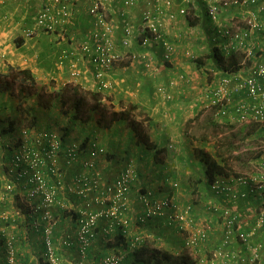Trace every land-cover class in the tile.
<instances>
[{
  "label": "crops",
  "instance_id": "crops-1",
  "mask_svg": "<svg viewBox=\"0 0 264 264\" xmlns=\"http://www.w3.org/2000/svg\"><path fill=\"white\" fill-rule=\"evenodd\" d=\"M93 1L0 0L1 73H9L12 66L25 69L37 81L36 85L41 87L44 84L49 88L52 87V90L63 87L70 80V65L75 64L82 73L76 82L82 87L95 92L100 91L104 96L110 97L109 101L116 103L115 110L120 108L119 104L124 107L129 103L140 105L138 110L141 115H144L138 116V121L146 116L149 117L143 120V127L139 131L148 134L145 139L153 146L137 142L134 125L129 122L132 119H116L111 127L103 132L107 146L101 142L105 145L106 152L100 156L97 164L102 172L85 166L82 155L73 159L69 164L64 162L66 160L61 159L62 157L59 158L57 165L59 173H52L49 176L51 182L57 184L58 190L57 198L51 207V222L48 231L58 264H77L83 260L85 264H95L99 259L90 257L89 250L112 243L115 233L107 228L109 220L101 218L97 226V237L88 246L86 254L82 256L77 240L78 227L73 213L77 214L81 208L94 210V208L104 207L111 199L105 186L112 183L121 168L132 162L142 174L134 182L128 196L130 230L127 237L140 233L145 234L148 231L146 235L151 236L150 239L157 242L158 249L174 253L186 251L187 253L183 233L177 229L176 222L170 219V216L172 211L178 212L187 206H193L191 211L194 221L193 228H200L203 221H206L209 238L202 244L203 250L213 252L220 247L224 236L222 222L219 224L217 222L219 219L223 221L221 208L227 206L234 211H243L239 212L242 217L240 228L250 232L255 227L250 236L253 243L264 242V221L260 227L256 224L259 214L264 213L260 191L252 192L247 184L235 181L233 174L226 176L232 184V190L215 192L207 180L204 165L197 159L194 152L197 146L205 147L200 137H191L189 126L194 122L192 118L198 114L195 111L191 113L192 108L195 109L194 106L197 105L195 102L197 100L194 101L191 94H196L194 89L197 88L196 83L201 82V78H196L198 77L197 72L203 70L199 65L197 66L196 59L201 53H211L213 46L220 49L218 24L207 14L206 3L203 0H194L190 7L194 10L196 17L191 19L188 15L184 16L179 13L172 20L168 18L167 13L177 12L180 0H174L171 8L166 6L165 0H133L132 2L108 0L104 7L106 18L114 27L110 38L116 43V52L121 58L114 63L112 68L105 69L104 79L113 84V88L105 90L100 87L99 79L94 76L91 57L83 54L81 47L84 40H91L92 32L96 28L95 18L90 13ZM43 9L49 10L55 19L64 20L62 31L50 33L36 26V18ZM145 9L151 10L154 15L165 13L159 18L160 33L156 36L146 28L143 20ZM29 27H35L33 33H29V30H32ZM19 38L24 41L18 46L16 40ZM167 47L170 48L171 54L166 60L164 54ZM13 48L15 50H12ZM62 57H64L63 62H61ZM210 62L211 60L206 64ZM181 74H184L183 78H180ZM50 82L55 86H51ZM202 88L204 89L200 88V98H203V92L208 87ZM59 99H61L60 96L55 99L52 107L47 109L37 106L38 95L31 96L28 100L30 104L35 105L36 122L31 127L32 131L25 122L20 125L26 126L31 131L34 141L31 142L32 145H30V140L27 144L33 146L38 152L45 147L44 131L59 125H66L69 122V117L66 119L60 111L54 108L55 105L58 106V103L59 106L61 105ZM16 101L17 98H12L6 92H0V116L20 117L21 114L14 110ZM94 123L96 122H88L85 125L90 124L87 126L89 130L97 134L101 128L99 129ZM41 133L43 136H39ZM203 136L210 137L209 135ZM212 143L213 146L207 143L208 149L207 147L205 149L216 157L215 151L219 144L216 140ZM147 166L151 172L146 171ZM192 166L196 168L193 169ZM200 166L203 170L197 168ZM6 167L8 169L3 167L0 169V217L12 205L6 190L8 182L13 184L15 192H19L26 206L36 205L34 199L29 197V188L32 185L28 182L27 175L20 178L15 173H9V167ZM152 170L154 173L151 178L149 175ZM47 171L49 170L46 169ZM81 174L89 176L92 182H98V188H85L83 183L76 181V177ZM239 174L242 173L237 175ZM151 180L156 183L154 189L147 187V183ZM141 187L146 190L152 189L154 196L158 198L170 196L173 207L164 215L156 216L148 223L141 222L139 219L143 212L139 193ZM192 192H195L193 195L198 199L197 205L190 203L189 196ZM243 193L246 194L242 195ZM204 200L207 203L202 204L206 206L202 209L200 203ZM213 206H218L219 210L213 212ZM208 209L212 210V215ZM40 211L34 208L37 219L33 224L36 230L40 229L39 233L32 231L27 234L24 226L20 227L13 219L7 225L8 222L0 218L1 236L4 238H0V241L4 240L1 243L5 245L4 264L8 263L10 247L13 249L17 264H20V261H28L31 264H42L48 261L46 243L48 223L41 219ZM147 239L145 238L135 248L110 250L108 248L109 251L106 253L120 251L124 255L122 264H140L129 255L134 254V250L138 251ZM229 248L236 256L247 252L237 238L233 239ZM128 257L129 261H127ZM240 262L239 259L233 258L219 261L216 264H240Z\"/></svg>",
  "mask_w": 264,
  "mask_h": 264
},
{
  "label": "built area",
  "instance_id": "built-area-1",
  "mask_svg": "<svg viewBox=\"0 0 264 264\" xmlns=\"http://www.w3.org/2000/svg\"><path fill=\"white\" fill-rule=\"evenodd\" d=\"M108 0H94L90 7V13L96 21V28L92 32L91 40H84L81 47L83 54L91 57L93 64V72L96 79H99V85L103 89L113 88V84L105 80V69L112 68L114 63L120 60V54L116 52V43L110 38L113 30V24L106 18L105 5ZM133 0H129L132 2ZM194 0H180L177 12L169 11L167 13L169 19H175L177 14L189 15L191 3ZM207 6V14L218 24V41L220 49L227 54L238 53L243 54L244 59L239 61V71L218 78L213 84L203 92L205 107L211 109L213 116L219 122L227 123L231 121H240L243 123L256 124L260 129L258 136H262L264 130V58L259 55L258 50H264V42L259 38L264 37V0H203ZM167 7L174 5V0H165ZM163 10V9H159ZM166 10V8H165ZM232 10L234 13L230 16V22L223 21L222 13ZM167 11V10H166ZM163 12V11H162ZM165 13L154 15L149 9L143 12V20L147 30L156 36L160 33L159 18ZM237 20L231 21L234 18ZM64 20L53 17L49 10L43 9L36 18V26L45 31H55L63 28ZM63 26V27H62ZM29 33H33L35 27L29 28ZM165 45V43H164ZM170 48L164 54L167 60L170 58ZM64 57H62L63 62ZM249 60L254 63L250 65ZM81 71L75 64L70 65V80L75 81L81 76ZM184 74L180 75L183 78ZM103 100H107L106 97ZM29 129L24 128L17 135L16 141L23 140L19 150L14 153V160L9 167V173H15L18 177L27 175L28 182L32 185L29 188V197L34 199V206H37L42 213V219L51 221L52 206L57 198V184L51 182L49 177L52 173H59L58 157L61 141L58 140V132L52 131L47 133L49 142L47 150L43 149L38 152L37 149L27 144ZM257 136V135H256ZM259 151L253 157L254 168L250 173H242L235 176L234 180L247 184L252 192L260 191L262 201H264V138ZM74 143V144H73ZM77 143L72 142L73 146L67 150L69 159H74L78 153ZM93 146L85 151L84 164L90 169L96 168L97 160L106 152L105 145L99 140L92 141ZM245 150V149H244ZM1 168L8 169L6 162L0 160ZM46 169L49 171L46 172ZM99 175V171H97ZM137 180L136 169L133 163H129L115 177L112 183L105 186V190L111 199L102 208H94V210L79 209L77 240L80 245L81 255L84 256L87 248L97 237V226L101 218L109 220L108 230L114 233L119 228L129 235L130 218L128 216V196L131 192L134 182ZM76 181L83 183L85 188H98L99 183L90 179L87 175H79ZM211 186L215 192L232 190V184L228 177L218 176ZM7 195L14 198L15 190L13 184H6ZM11 194H10V192ZM82 192V191H81ZM1 193V191H0ZM140 193V200L143 206V212L139 217L140 221H146L156 216H162L165 212L173 207L170 196L164 198L155 197L152 189L145 190ZM255 193V194H256ZM243 193L242 195H245ZM89 205V203L87 204ZM219 210L218 206L212 207ZM17 211V210H16ZM192 207L187 206L178 212H173L170 219L177 224V229L183 233L186 248L199 254L202 252V244L209 238L208 226L202 225L198 229H194V221L191 215ZM18 212V211H17ZM10 211H6L2 218L8 219ZM223 218L224 236L218 249L213 250L212 257H201L200 264H216L219 261H227L233 258L239 259L240 264H264V242L251 241V232L243 230L239 227L241 224V214L230 208L224 207L221 210ZM264 221V213H260L256 224L260 227ZM50 223V222H49ZM49 223L46 226V243L48 245L47 258L50 264H58L55 250L49 236ZM1 230V226H0ZM254 234V232H253ZM144 235V234H143ZM237 238L243 248L247 250L244 255H235L229 248L233 239ZM142 234L128 236L130 248L142 242ZM11 244V242L9 243ZM9 264H16L12 247L9 249ZM124 255L119 252L111 251L101 257L95 264H121ZM77 264H85L84 260Z\"/></svg>",
  "mask_w": 264,
  "mask_h": 264
},
{
  "label": "trees",
  "instance_id": "trees-1",
  "mask_svg": "<svg viewBox=\"0 0 264 264\" xmlns=\"http://www.w3.org/2000/svg\"><path fill=\"white\" fill-rule=\"evenodd\" d=\"M23 41L24 39L19 38L18 40H16V44L19 46L23 43ZM257 54L259 55V57L261 56L264 58V50L263 51L258 50ZM206 59H210L211 63L206 64L208 62ZM239 61L241 60L239 59L238 53L227 54L225 51L215 46L212 47V52L207 54V57H203V58L200 57L197 60L200 68L203 69L207 74H212L211 73L212 70L217 71L219 73L218 74L219 78L238 71ZM248 63L252 65L254 61L249 60ZM18 83H20L16 95L18 98V103L16 105L17 106L16 109L14 110H17L21 114V116L10 117V118L0 116V160L6 162L7 164L13 163L14 153L19 150V147L23 141V140L21 141L19 140L16 143H13L14 133L18 131V128L20 127L21 123L28 124L29 125L28 127L31 130V127L34 126L37 118L35 105L30 104L28 101L33 94L32 93L33 89H35V86H37L36 85L37 81L32 77L30 72H28L25 69H17L14 66L10 67L9 73L4 74L0 72V92H10L12 94H15V86ZM50 85L55 86L51 82ZM51 92H53V94L50 95L48 99H44L43 94L39 93L37 106L41 107L42 109L51 108L55 99L60 96L61 99L59 100L61 103V113L63 116L67 115L70 119L68 124L59 125L60 126L59 130L57 128H49L48 130L44 131L45 134L44 136L42 133H41L42 135L40 134L39 136L44 137L45 147L43 148V151H45L47 150V146L49 142L47 133L52 131L59 133L58 140L61 141V145H60L58 160L60 157H62L61 159H65L66 161L64 162H67L69 164L71 161L70 162L68 161L69 157L67 155V150L69 147L73 146L74 143L72 144V142L75 143L79 142L77 143L78 148L76 147V150L78 156L79 155L83 156V163H84L85 151L93 146L92 141L93 139H95L93 136L96 132L89 130V128L85 130L84 127L82 128L79 127L78 130L80 134L79 136H77L78 139L73 140V133L77 131L74 130L75 127L74 125L72 126V124H74L77 121L82 122L83 125H85L90 121H96L98 124V128L100 127L102 130H107L111 127L112 123L116 119H125V120L132 119L129 122H131L134 125L137 142H143L146 143L148 146H153L150 142H148L145 139L148 136V134L146 132L139 131V129H142L143 127L144 124L143 120L149 119V117L146 116L140 121L137 120L138 116L141 115L140 110H138L140 105L136 103H129V105L124 107L121 104H119L120 108L118 110H115L114 106H116V103H114L113 101H109L110 97L104 96V94L100 91L95 92V91H91L90 89H85L84 87L81 86L80 83L75 81L67 82L63 87H60L58 89H52ZM68 97L70 99V104H71V107L69 108L66 106L68 102ZM104 97H106L107 99L106 101L103 100ZM89 104L90 106H88ZM87 107H90L94 111V113H98V111L100 110L101 111L100 116L94 120L93 117H91L94 115L83 116L84 114L83 109ZM143 115L144 114H142L141 117ZM215 120L217 123H214L215 129L213 131H215L216 129L220 130L219 129L220 124L218 123L219 121L217 119ZM255 125L256 124H254L253 126ZM30 130L27 141L29 142L30 140V145H32L31 142H33L34 139L31 136L32 130L31 131ZM261 130H262L261 132L262 136H256V138H264V130L263 129ZM8 137L10 138L9 141H12V144L8 142ZM38 137H37V142H38ZM200 138L204 142L207 141V137L205 136ZM232 147H234L232 142H226V141L225 142L222 141V143L220 142L219 145H217L215 151L216 157L211 155L209 151L205 149V147H199V146L195 147V151H194L195 155L197 159H199L200 162L204 165L205 167L204 171L207 180L210 184L214 182L218 176H230L233 174L236 176L238 174L234 172L235 163L232 160L231 155L236 150L235 148ZM248 150L249 149H245L244 152L249 153L250 157L248 156L247 159H249L253 163L252 151H248ZM134 166L138 178L141 176L142 173H139V170H137L135 164ZM252 167H254V164ZM139 190H140L139 192H143L146 189L141 187ZM260 201H262L261 198ZM13 205L16 208L20 209V211L23 213L22 217L15 218L14 220L15 223L18 224L20 227L24 226V230L27 232V234L32 233V231L39 233L38 231H40V229L36 230L33 224L37 219V214L34 213L35 207L26 206L23 199L20 197L19 192H15L14 194ZM261 206H264V201H262ZM73 214H75L73 218H75L78 227V223H79L78 215L76 213ZM11 217L12 216L10 215V217L7 220H10ZM150 220L152 221L153 218L146 220V222L148 223V221ZM127 235L128 234H126L122 228H119L115 232L114 240L112 241V243L105 245V247L103 246L97 249L94 248L92 250H89L91 252L89 256L92 258L98 257L97 259H100L104 255L108 254L106 252H108L110 249H119L125 247L126 248L128 247L129 249L130 243L128 242ZM142 236L144 239L146 238L145 235L142 234ZM79 250L81 253L80 247ZM4 251H5V245H3V243H0V264H4L3 262ZM129 257L139 261L140 264H195L192 260V257H190V255H188L186 251L184 252L180 251L179 253H174L170 251H162L157 248L150 249L147 243H142V245L139 247V250L138 251L134 250V254L129 255ZM129 257L127 261H129ZM123 259L124 258H122L121 264L123 262ZM48 261H45L42 264H49ZM7 262H8L7 264H9L8 257H7ZM20 262H21L20 264H31L28 261H20Z\"/></svg>",
  "mask_w": 264,
  "mask_h": 264
},
{
  "label": "rangeland",
  "instance_id": "rangeland-1",
  "mask_svg": "<svg viewBox=\"0 0 264 264\" xmlns=\"http://www.w3.org/2000/svg\"><path fill=\"white\" fill-rule=\"evenodd\" d=\"M233 13H234V11H232V10L224 11L222 13V19H223V21L230 22L229 21L231 19L230 16ZM189 14L190 15H188V16L191 19L194 18V17H196L195 14H194V10L193 9L190 10V13ZM234 20H237V18L235 17L231 21H234ZM29 28H31V27H29ZM59 31H62V30L61 29H58V30H55V31H50V33H52V32L55 33V32H59ZM52 36H53V34H52ZM259 39L260 40H263L262 43L264 42V37L263 36H261ZM12 50H15V48H13ZM12 53L13 52H11V54ZM199 57H201V58L207 57V54L205 52L199 54L198 55V58L196 60H198ZM239 59L240 60H243L244 59V55L240 53L239 54ZM259 59H260V57H259ZM206 60L207 61H210V59H206ZM191 62H192V60H191ZM196 64L198 66V63H196ZM211 73L212 74H207L204 70H199V72H197L198 77H196V78L197 79H200L201 78V82L200 83L199 82L196 83L197 88H194L196 94L195 95L194 94H191L192 95L191 98L194 101H195V99L197 100V101H195L197 103V105L194 106L195 109L192 108L191 113L193 111L198 112V114H195V116L192 118L194 120V122H192V124L189 125L190 128H191L190 129L191 137L192 136L193 137H202L203 135H209L210 137H207V141L204 142V146L205 147H207L206 146L207 143H210V146H213L214 145L212 143L213 140H216V143H218V144L220 142L222 143V141H224V142L225 141L226 142H232L233 145H234V147H232V148H235V150H236L231 155L232 160L235 163L234 170L237 171V173H250L253 170V168H254V167H252L254 163H252L249 159H247L248 156L250 157V155H249V153H245L244 152L245 151L244 149H249L248 151H252L253 157L256 154L255 152L256 151L257 152L259 151V149L261 148V145H262V139L256 138V135L258 136V134L260 133V129L258 128L257 125L253 126L254 124H252V123H243V122H240V121H231V120H229L227 123L218 122L220 124L219 125V129L220 130H217L216 129L215 131H213L215 129L214 128V123H217V122L214 119V116H213V113H212L211 109H208L207 107H205L204 99L203 98H200V88H201V90H203L204 88H202V87H205V86L206 87H209L210 84H213L219 78L218 77V74L219 73L217 71H213L212 70ZM19 86H20V83L16 84V86H15V94H12L10 92H6V93L9 94L14 99L17 98L16 95H17ZM51 88L52 87L49 88L47 85H44V84H42L41 87L37 85V86H35V89H33L32 96L39 95V93H42L44 99H48L49 96L53 94V92H51L52 91ZM38 99H39V96H38ZM16 103H18V98H17ZM66 106L68 108L71 107L69 97H68V102H67ZM88 106H90V104ZM54 108H56L58 111H60V114L62 115V113H61V105L59 106V103H58V106L56 107V105H55ZM4 109H6V107H4ZM100 113H101L100 110L98 111V113H94V111L90 107H87V108L84 109L83 116H87V115H90L91 116V115H94V116H91V117H93V120H94V119H97V117L100 116ZM67 117L68 116L66 115L65 118L67 119ZM91 122H93V121H90V123ZM94 124L97 125V127H98L97 122L94 123ZM73 125L75 127L74 130L77 131V132L73 133V140L74 139H78L77 136H79V134H80V132L78 130L79 127H81V128L82 127L88 128L87 126H90V125H85L84 126L82 124V122H80V121L75 122L74 124H72V126ZM56 128L59 130L60 129V126H58ZM104 131L105 130H102V129H101V131L99 130L98 131L99 133L94 134L93 137L96 138V139H98L100 142L102 141L107 146V143L105 141V137L103 135V132ZM207 149H208V147H207ZM1 159H3V158H1ZM98 160H97V163H96L95 170L98 169V170H100L102 172L101 167L99 165H97L98 164ZM147 168H148V166H147ZM192 168L194 169V168H196V166H192ZM197 168L203 170V168L201 166L200 167H197ZM122 169H124V168H121L120 171ZM152 169H154V167H152ZM120 171H119V173H120ZM146 171L147 172L148 171L151 172L149 170V168ZM147 172H146V175L148 174ZM153 173H154V171L152 170L151 175H149L151 178L153 176ZM155 185H156V183L153 180H151L149 183H147V187L148 188H153L154 189L155 188ZM194 193L195 192H192V195L189 196V198L191 200L190 203H192V205H194V204L197 205V203H199V202H198V199L195 197V195H193ZM155 194H157V193H155ZM203 203H207V201H205V200L204 201H201L200 205H201L202 209H204L206 207V206H202ZM179 205H180V203H179ZM225 207H227V206H225ZM223 208H221V209H223ZM208 210L210 211L211 215L213 214L214 211H216L215 209L213 210V212H211L212 210H210V209H208ZM238 212H243V211L242 210L241 211L239 210ZM221 222L223 223V221H221V219H219L218 222H217V224H219ZM208 223L211 224L210 222H208ZM201 225H206L207 226L206 221H203V224H201ZM146 234H148V231L144 234L145 237H146V239L148 237V239L145 240L144 243H147L148 244V247H150V249L151 248H157V245H156L157 242L155 240H153V239H150L151 236L146 235ZM202 247H203V245H202ZM187 254L190 255V257H192V260H193V262L195 264H199L198 263V260H200L201 257H206V258H211L212 257V252L211 251L206 252L205 250H202V252H200L199 254H196L192 250L188 249ZM256 264H261V263H256Z\"/></svg>",
  "mask_w": 264,
  "mask_h": 264
},
{
  "label": "clouds",
  "instance_id": "clouds-1",
  "mask_svg": "<svg viewBox=\"0 0 264 264\" xmlns=\"http://www.w3.org/2000/svg\"><path fill=\"white\" fill-rule=\"evenodd\" d=\"M24 128H26V126H22V125H20V127L18 128V131H16L15 133H14V138H13V143H16L17 141H18V139H17V141H16V137H17V135L18 134H20L21 132H22V130L24 129ZM28 129V128H27ZM10 139V138H9ZM93 140H98V139H93ZM8 142H10L11 144H12V141H8ZM15 148V147H14ZM78 157V155L74 158V159H76ZM72 160L73 159H69L68 161L70 162H72ZM7 164V163H6ZM10 164H7V166H9ZM11 201H12V205H11V208L8 210V211H10L11 213H10V215L12 216L11 217V219H13V220H15V218H18V217H22L23 216V213L20 211V209H18V208H16L14 205H13V198H11ZM35 204H38V203H35ZM31 206L32 207H35V210L36 211H38V210H40L37 206H34V204H31ZM18 212H17V211ZM7 211V212H8ZM40 215H41V219H42V213H41V211H40ZM1 219H3V220H5L6 222H8L7 223V225L9 224V221H11V219L10 220H7V219H4V218H2V217H0ZM46 222H47V220H45ZM49 222H51V221H49ZM49 222H47V223H49ZM48 225V224H47ZM0 226H1V230H0V238H2V239H4L1 235H2V225L0 224ZM4 240H2V241H0V243L1 242H3ZM120 253V252H119ZM16 262V261H15ZM198 263H199V261H198Z\"/></svg>",
  "mask_w": 264,
  "mask_h": 264
}]
</instances>
